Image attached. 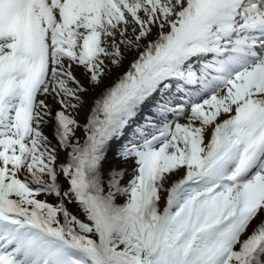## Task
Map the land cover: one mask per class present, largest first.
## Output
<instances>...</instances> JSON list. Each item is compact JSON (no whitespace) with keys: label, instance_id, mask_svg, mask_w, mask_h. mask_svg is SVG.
Wrapping results in <instances>:
<instances>
[{"label":"snow or ice","instance_id":"snow-or-ice-1","mask_svg":"<svg viewBox=\"0 0 264 264\" xmlns=\"http://www.w3.org/2000/svg\"><path fill=\"white\" fill-rule=\"evenodd\" d=\"M0 264H264V0H0Z\"/></svg>","mask_w":264,"mask_h":264},{"label":"rangeland","instance_id":"rangeland-1","mask_svg":"<svg viewBox=\"0 0 264 264\" xmlns=\"http://www.w3.org/2000/svg\"><path fill=\"white\" fill-rule=\"evenodd\" d=\"M41 197L44 198L43 196H41ZM41 197H39V198H41ZM42 198H41V199H42ZM49 199L51 200V197H49ZM53 202H54V201H53Z\"/></svg>","mask_w":264,"mask_h":264}]
</instances>
